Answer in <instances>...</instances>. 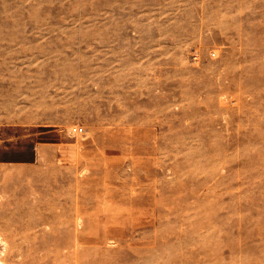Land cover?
I'll list each match as a JSON object with an SVG mask.
<instances>
[{
    "label": "rangeland",
    "instance_id": "374dc122",
    "mask_svg": "<svg viewBox=\"0 0 264 264\" xmlns=\"http://www.w3.org/2000/svg\"><path fill=\"white\" fill-rule=\"evenodd\" d=\"M0 264H264V0H0Z\"/></svg>",
    "mask_w": 264,
    "mask_h": 264
},
{
    "label": "built area",
    "instance_id": "2783aa9c",
    "mask_svg": "<svg viewBox=\"0 0 264 264\" xmlns=\"http://www.w3.org/2000/svg\"><path fill=\"white\" fill-rule=\"evenodd\" d=\"M79 129L82 130V128H77V127L75 128V130H79Z\"/></svg>",
    "mask_w": 264,
    "mask_h": 264
}]
</instances>
